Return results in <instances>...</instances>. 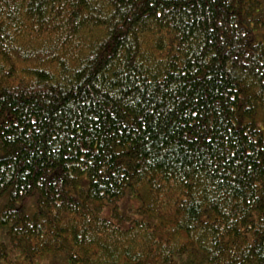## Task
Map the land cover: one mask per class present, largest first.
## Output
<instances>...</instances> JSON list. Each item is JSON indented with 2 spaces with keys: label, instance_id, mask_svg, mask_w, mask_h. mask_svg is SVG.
Segmentation results:
<instances>
[{
  "label": "trees",
  "instance_id": "obj_1",
  "mask_svg": "<svg viewBox=\"0 0 264 264\" xmlns=\"http://www.w3.org/2000/svg\"><path fill=\"white\" fill-rule=\"evenodd\" d=\"M1 197L0 264H264L261 0H0Z\"/></svg>",
  "mask_w": 264,
  "mask_h": 264
},
{
  "label": "rangeland",
  "instance_id": "obj_2",
  "mask_svg": "<svg viewBox=\"0 0 264 264\" xmlns=\"http://www.w3.org/2000/svg\"><path fill=\"white\" fill-rule=\"evenodd\" d=\"M261 2H262L263 9H264V0H261ZM31 200H32L31 204L27 206L28 212H32L34 210V206L32 205L35 200L34 197H31ZM127 201L131 203H135V199H132V198H129ZM4 204H5V197H1L0 198V209H1V206ZM124 204L125 202L122 204L120 200L119 207L122 212L127 213L131 210H135L134 206L129 208V207H125ZM6 231H7L6 226L3 224H0V242L2 241L5 242L7 240L8 236H7ZM64 259L63 257H60L58 254L48 253L40 257L39 256H37L36 258L34 257L32 262L33 264H62Z\"/></svg>",
  "mask_w": 264,
  "mask_h": 264
}]
</instances>
